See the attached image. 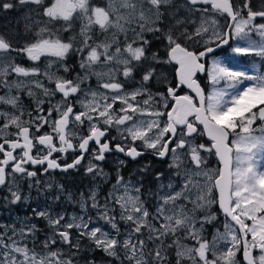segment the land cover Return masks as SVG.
<instances>
[{"label":"snow or ice","instance_id":"1","mask_svg":"<svg viewBox=\"0 0 264 264\" xmlns=\"http://www.w3.org/2000/svg\"><path fill=\"white\" fill-rule=\"evenodd\" d=\"M23 6V46L0 35L3 199L27 200L21 182L39 194L36 178L57 170L98 182L79 213L37 205L0 223V264H97L96 252L106 264H264V71L208 61L230 40L264 61V0H0ZM146 155L168 161L147 190L151 161L138 182L122 174Z\"/></svg>","mask_w":264,"mask_h":264},{"label":"rangeland","instance_id":"2","mask_svg":"<svg viewBox=\"0 0 264 264\" xmlns=\"http://www.w3.org/2000/svg\"><path fill=\"white\" fill-rule=\"evenodd\" d=\"M106 0H93V3L96 4H104ZM238 2L242 3V0H238ZM261 0H252V7L254 10H257L260 7ZM30 6H23V7H18L14 8L8 11H0V35H4L6 38L10 39L17 47L23 46L24 40L27 38L25 34V24L28 23V21L25 20V15L28 12V8ZM224 23V20L221 19V24ZM7 26V27H6ZM255 38V37H254ZM243 42L237 41V40H230L229 44L223 45L220 48H217L214 53L210 54L208 57V61L210 62L212 59H219L223 63L227 64L228 66L237 69V70H246L249 71L250 73L252 72H259V71H264V61H261L259 58L254 57L252 55H244V54H236L233 53L232 49L238 45H242ZM161 56H165V51L160 54ZM22 62L25 65L30 64L31 62L25 60H22ZM74 58L70 59L69 63H74ZM170 65H164L163 66V71L166 73L165 68H170ZM171 71H175V66L172 65ZM205 79L207 82L206 87H208V78L207 75L205 74ZM92 83L94 84L95 81L93 80ZM132 85H130L131 87ZM156 88H162L163 85L161 84H156ZM25 101L27 102L28 98H24ZM115 134V133H113ZM146 162L144 161L143 164ZM217 164V161L215 157H211L209 161V167H215ZM137 164H132L130 163L127 165L122 171H124L126 174H137L133 172L136 169ZM142 166V163L140 161V165L138 169ZM161 169V172L165 173V181L167 180L168 177V163L166 165H157L154 164L151 166V169L149 171L151 177L154 179V173L158 171V169ZM128 171V173L126 172ZM79 174H85L83 169L79 170ZM116 174V172H115ZM116 176V175H115ZM115 176H113L110 180L112 183H114ZM130 175L126 176L125 179H129ZM93 178V177H92ZM132 178V177H131ZM36 179H39L42 181L44 188L39 191L36 188H31L29 189L28 183L24 186V188H21L22 194H24L27 197V200L25 202H29L30 204L25 205L24 203H18L14 209H3L0 210V223H10L12 220L16 219L17 217L23 218L25 215H28L31 213V209L33 207H37L39 205L40 208H43L46 204L51 205V200H52V195L56 192L61 191L59 189V185H62L59 179L56 177H51V178H42V177H37ZM134 182L140 181L137 178H132ZM98 182H92L89 183L88 187L86 189H83L82 192L88 191L89 187L95 186V184ZM149 182V181H148ZM145 181H143V184ZM51 184L53 187L51 189L47 188V185ZM111 187L110 183H106L103 185L104 192H107V190ZM65 192V190H64ZM71 194V193H69ZM68 194V196H69ZM0 195L5 196L8 195L7 189H0ZM73 197L76 199L73 201H69L68 196H66V200L68 202H73L74 205L77 206V209H75L73 206L71 210H67V213L69 215L73 213H79L80 209L78 204L76 203V200H79L80 196H74V194H71ZM61 197V196H60ZM61 200V199H60ZM59 200V201H60ZM4 203V202H3ZM53 203H57V201H53ZM72 203V204H73ZM6 204V203H5ZM10 205V204H9ZM56 211H61L65 212L62 208H54ZM40 226L43 221H37ZM42 228V227H41ZM80 264H84V261H81ZM97 264H106L101 261H97Z\"/></svg>","mask_w":264,"mask_h":264},{"label":"flooded vegetation","instance_id":"3","mask_svg":"<svg viewBox=\"0 0 264 264\" xmlns=\"http://www.w3.org/2000/svg\"><path fill=\"white\" fill-rule=\"evenodd\" d=\"M222 47V46H221ZM159 51L160 54H162L164 52V46L163 44H161L160 42H156L154 41L153 42V47H152V51ZM172 67V65H170ZM175 66V65H173ZM171 67L170 68H165V71H166V75L168 76V80L170 82H175L174 78H175V71L172 72L171 71ZM176 67V66H175ZM199 75V81L200 83L202 84L203 87H205V89L207 90L208 87H206L207 85V82H206V79H205V74H198ZM187 89H181L180 90V93L179 94H184V92H186ZM72 155L69 154L68 157H67V160L68 162H71V159H72ZM121 159H127L125 157H123L122 155L120 156ZM144 161L147 163L149 161H151V166L154 165V164H157V165H166L168 163L167 160H158L154 157H152L151 155H146L145 157H143ZM113 160H114V157H109L108 160L106 162H104V170L105 172L109 173V178L111 179L114 174H115V167L116 165L113 163ZM130 161L131 160H128V163L127 165L130 164ZM158 171H162L160 168L158 169ZM66 174H79V170H69L68 172H60L59 170L57 171H54V172H51L50 174H45V175H40L39 177H42V178H51V177H56L57 179L60 180V182L62 183L63 185V191H59V192H56L52 195V198L56 195H60L61 196V200L60 201H57V203H53V199L51 200V206L53 208H62L65 212H67V210H71L72 206L74 205L73 202H68L66 200V196H68L69 193H71V187L70 186H67L66 182L64 181V178L66 177ZM148 175V174H146ZM148 180L149 182L147 183H144V186H145V189L147 190L149 187L151 188H155L156 187V184H155V181L154 179L150 176H148ZM86 183L83 184L84 187L86 185H89V183H92V182H95L97 180H94L92 178L91 175H86ZM144 180V179H143ZM145 181V180H144ZM28 182H21V188H24V186L27 184ZM65 190V192H64ZM72 194V193H71ZM23 196H25L23 194ZM4 196L0 195V202H4V199H3ZM26 197V196H25ZM21 203H24L25 205L26 204H30L29 202L25 203V201L21 202ZM73 203V204H72ZM12 206L14 205H9V204H5L3 208H0V210H3V209H11ZM75 209H77V206L74 205L73 206ZM41 225H44V223H41ZM44 228V227H43Z\"/></svg>","mask_w":264,"mask_h":264},{"label":"trees","instance_id":"4","mask_svg":"<svg viewBox=\"0 0 264 264\" xmlns=\"http://www.w3.org/2000/svg\"><path fill=\"white\" fill-rule=\"evenodd\" d=\"M140 161H141L142 166H143L144 165L143 164V162H144L143 158H140L138 162L130 161V163H132V164H137L136 165V169L133 171V172H135L137 174H126L124 171H122V174L124 175V177L130 175L132 178H137V179L140 180L141 179V175L137 172L138 167L140 165ZM126 172L128 173L127 170H126ZM115 175L116 174H114V176ZM148 176H150V174H148V175L144 174L143 177H142V179L145 180V183H147L149 181L148 180L149 179ZM64 181L66 182L67 186L71 187V193L74 194V196L79 195L82 192L83 189H86L88 187V185H86L85 187L83 185L87 181L85 174H66V177L64 178ZM5 203H6L5 201H4V203L0 202V208H3ZM25 203H27V201ZM16 205L12 206L11 209H14L16 207ZM26 205H28V204H26ZM214 210H216L218 212L217 207ZM220 219H221V222H222L223 217L221 216ZM41 227L43 229L44 225H42ZM81 255L82 256H87L88 253H82ZM95 259H96V261H101V262L106 263L108 258H106L102 252H96L95 253ZM81 261H84V260L81 259L80 262Z\"/></svg>","mask_w":264,"mask_h":264},{"label":"bare ground","instance_id":"5","mask_svg":"<svg viewBox=\"0 0 264 264\" xmlns=\"http://www.w3.org/2000/svg\"><path fill=\"white\" fill-rule=\"evenodd\" d=\"M7 27V26H6ZM23 202V201H22ZM217 209H218V207H217ZM5 210V209H4ZM218 211H219V209H218Z\"/></svg>","mask_w":264,"mask_h":264}]
</instances>
